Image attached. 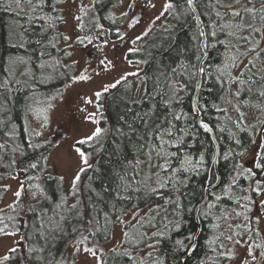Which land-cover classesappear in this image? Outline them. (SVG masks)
<instances>
[{
    "label": "trees",
    "instance_id": "16d2710c",
    "mask_svg": "<svg viewBox=\"0 0 264 264\" xmlns=\"http://www.w3.org/2000/svg\"><path fill=\"white\" fill-rule=\"evenodd\" d=\"M119 1L94 0L99 22L114 39L121 36L122 18L111 8ZM168 1L167 18L126 53L139 70L100 92L101 132L77 143L87 163L70 196L49 160L61 129L44 138L30 123L35 103L49 104L70 75L56 59L61 0H33L30 13L15 0H0V204L8 191L5 180L22 182L20 195L0 210V235L17 232L20 244L15 253L0 255V264H64L69 247L81 240L105 256L106 264H180L198 229L195 210L218 175L219 185L200 209L197 245L184 264H216L233 230H253L254 244L264 250V235L252 218L255 203L244 199L256 193L255 180L264 171L252 167L255 177L242 171V157L264 119V45L240 68L264 35V0H250L256 7L240 27L232 25L230 11H222V0H195L209 50L199 108L220 143L217 167L215 142L192 106L204 56L200 26L189 0ZM18 61L25 64V79L12 84ZM234 83L239 88L231 109L226 104ZM242 107L260 120L236 129L230 113L240 122ZM261 132L256 163L264 164V128ZM141 207L143 217L126 226L132 249L105 250L115 223ZM138 248L144 250L135 252Z\"/></svg>",
    "mask_w": 264,
    "mask_h": 264
},
{
    "label": "rangeland",
    "instance_id": "374dc122",
    "mask_svg": "<svg viewBox=\"0 0 264 264\" xmlns=\"http://www.w3.org/2000/svg\"><path fill=\"white\" fill-rule=\"evenodd\" d=\"M15 1L23 12L30 13L33 0ZM221 4L224 13L231 12L232 25L238 27L249 23L251 12L256 7L250 3V0H222ZM166 5H169L168 0H120L111 8L113 16L122 18L121 36L114 39L99 22L94 0H61L63 23L58 43V49L61 52L56 55V59L69 70L70 75L66 79L62 93L49 104L40 107L35 103L30 123L35 132L44 138L52 135L57 128L61 129L58 142L50 153L49 160L56 168L57 174L63 179L70 196L75 176L85 165V156L81 157L80 153L76 151L79 148L77 143L91 136L98 128L100 108L98 97L95 94L115 85L129 73L139 70L138 66L126 59V53L135 46L137 37L146 34L167 18L170 8L165 7ZM246 9H252V11H246ZM236 12L240 15L233 14ZM76 17L80 19L77 20ZM244 31L242 29V33ZM248 32L247 30L244 33L248 34ZM262 34L263 29L261 30ZM256 42L258 43L255 50L244 58L240 68L262 48L264 35ZM24 68L25 64L18 61L12 84H15L18 78L25 79ZM81 76L86 78L80 79ZM238 88L239 85L234 83L228 97L226 105L231 109H234L237 104ZM88 99H91L92 103H86ZM239 110L242 113L240 122L234 116L233 111L230 113V120L236 129L242 122L247 125L259 122L260 118L254 115L250 109L242 107ZM263 128L264 119L259 134L248 148L247 154L242 157V171H246L256 164L262 144L261 131ZM80 151L83 152L81 149ZM260 180H264V177L262 176ZM4 183L8 186V191L0 204V210L7 209L10 203L17 198L15 193L20 192L22 188L19 178L7 179ZM260 187L261 194L255 193L251 197L255 203L252 218L253 215L255 218L259 217L258 231L264 235V209H261L258 203V201L264 200V184H261ZM145 212L146 207H141L123 214L120 221L115 223L112 237L104 245V249H132L133 242L126 239L128 232L126 226L131 228L143 217ZM252 232L253 230H233L232 240L223 252L224 258L215 260L214 263L264 264V256H261V252L264 250L254 244ZM129 234L135 235L134 230H129ZM18 244H20L19 233L0 235V255L6 254L10 248ZM249 248H251V255ZM85 249L92 250V244L87 243L86 240L78 241L70 246L64 256V264H106L105 256L93 251L87 252ZM141 249H134V251L137 252ZM253 256L256 257L255 260L252 259Z\"/></svg>",
    "mask_w": 264,
    "mask_h": 264
},
{
    "label": "water",
    "instance_id": "95a60500",
    "mask_svg": "<svg viewBox=\"0 0 264 264\" xmlns=\"http://www.w3.org/2000/svg\"><path fill=\"white\" fill-rule=\"evenodd\" d=\"M189 4H190V6L192 7V9L194 10V12L196 14L197 21H198V24H199L200 30H201V35H202V47H203V50L205 52V55H204L203 59L201 60L200 66H199V74H198V78H197V82H196V86H195V92H194V95H193V109H194L195 113L197 114V120H198L199 126L205 132L209 133L211 135V137L213 138L214 142H215V145H216L215 163H216V167H217L218 163H219L220 153H221L220 143H219L217 135H216L214 129L211 127V125L209 123H205L204 122L201 110H200V108L198 106L200 91H201L202 83H203L204 63H205V61H206V59L208 57L206 27H205V24H204V21H203L201 15H200V13L198 11V8L196 6L195 0H189ZM219 182H220V178L218 179V181L214 185L210 186L208 189H212L213 187L217 186L219 184ZM208 198H209V195H208V191H207L204 200L197 206V208L195 210V214H196V218H197V222H198V229L196 231V234H195V237H194V242H193L188 254H186L182 258L183 260H182V262L180 264L184 263L185 258L193 252V250L195 249V247L197 245V239H198V237L200 235V232H201V229H202V226H201V223H200V219H199V217H200L199 216L200 215V209L203 206V204L205 202H207Z\"/></svg>",
    "mask_w": 264,
    "mask_h": 264
},
{
    "label": "snow or ice",
    "instance_id": "6c2138e0",
    "mask_svg": "<svg viewBox=\"0 0 264 264\" xmlns=\"http://www.w3.org/2000/svg\"><path fill=\"white\" fill-rule=\"evenodd\" d=\"M165 7H170V5H166ZM246 11H252V9H246ZM233 14H234V15H237V16L240 15V13H238V12L233 13ZM76 19L79 20L80 18H79V17H76ZM137 39H139V37H137ZM254 50H255V49H253V51H254ZM261 51H264V49H262ZM253 66H254V65H253ZM85 78H86V77H83V76L80 77V79H85ZM117 83H119V81H117ZM113 87H115V85H113ZM105 91H107V88H105ZM95 95H96L97 97H99V96L101 95V93L97 92ZM261 95H264V93H261ZM86 103H92L91 99L86 100ZM89 118H90V117H89ZM100 132H101V129H100V128H96V130L93 132V134H92L91 136H88V137L82 139L81 141H79V143L83 144V143H86V142L92 140L94 137L98 136V135L100 134ZM76 151L80 153L81 157L84 156V153L81 152L79 148H77ZM84 162L87 163L86 160H85ZM32 167H35V165H32ZM255 168H257V169H261V171H264V164H261V163L257 162V163L255 164ZM83 170H84V169H81L80 171H83ZM247 172L250 174L251 177H255V176L257 175L256 172L253 171L252 168H248V169H247ZM79 178H80V177H79V174H77V175L75 176V180H79ZM255 184L257 185V187H255V188L253 189V191H255V192L259 195V194H261V187H260V185H261V184H264V180L257 179V180H255ZM15 195H16V196H19V195H20V192L17 191V192L15 193ZM244 199H246V200H250L251 198L245 196ZM258 203H259V205H260V208H261V209H264V200L258 201ZM237 215H240V213H237ZM245 219H247V217H245ZM256 220H257V222H259V217H257ZM3 231H4L3 229H0V232H3ZM5 234H6V235H15V233H5ZM228 239H231V237H228ZM9 251L12 252V253H15V252L17 251V249H16V248H10ZM85 251H87V252H92L91 249H85ZM92 254L95 255V253H92ZM249 254L251 255V248H249ZM261 256H264V252H261ZM3 259H4V260H7V259H9V257L6 255V256L3 257ZM252 259L255 260L256 257L253 256Z\"/></svg>",
    "mask_w": 264,
    "mask_h": 264
},
{
    "label": "bare ground",
    "instance_id": "6f19581e",
    "mask_svg": "<svg viewBox=\"0 0 264 264\" xmlns=\"http://www.w3.org/2000/svg\"><path fill=\"white\" fill-rule=\"evenodd\" d=\"M200 32H201V30H200ZM201 37H202V35H201ZM201 46H202V40H201ZM207 46H208V44H207ZM202 49H203V47H202ZM203 51H204V50H203ZM208 53H209V50H208ZM204 55H205V52H204ZM203 57H204V56H203ZM207 58H208V57H207ZM202 59H203V58H202ZM206 60H207V59H206ZM205 62H206V61H205ZM204 64H205V63H204ZM199 66H200V65H199ZM198 74H199V72H198ZM192 106H193V98H192ZM198 106H199V104H198ZM193 110H194V109H193ZM200 110H201V109H200ZM194 112H195V111H194ZM201 113H202V111H201ZM219 178H221L220 175H218V179H219ZM218 179H217V181H218ZM217 181H216V182H217ZM216 182H215V183H216ZM215 183H214V184H215ZM219 183H220V182H219ZM214 184H212V185H214ZM212 185H210V186H212ZM218 185H219V184H218ZM218 185H217V186H218ZM210 186H208V187L206 188V192L208 191V195H209V191H210V190H213L214 188L217 187V186H215V187H213L212 189H208ZM205 196H206V194H205ZM203 200H204V199H203ZM207 201H208V200H207ZM205 203H206V202H205ZM199 216H200V215H199ZM196 219H197V218H196ZM199 219H200V217H199ZM200 223H201V226H202L201 219H200ZM194 237H195V236H194ZM191 246H192V245H191ZM190 248H191V247H190ZM189 250H190V249H189ZM188 252H189V251H188ZM188 252H187V254H188ZM185 255H186V254H185ZM185 255H184V256H185ZM184 256H183V257H184ZM188 256H189V255H188ZM188 256H187V257H188ZM183 257H182V258H183ZM187 257H186V258H187ZM186 258H185V259H186ZM182 260H183V259H182ZM182 260H181V262H182ZM184 261H185V260H184ZM183 264H184V263H183Z\"/></svg>",
    "mask_w": 264,
    "mask_h": 264
},
{
    "label": "flooded vegetation",
    "instance_id": "af4514ba",
    "mask_svg": "<svg viewBox=\"0 0 264 264\" xmlns=\"http://www.w3.org/2000/svg\"><path fill=\"white\" fill-rule=\"evenodd\" d=\"M106 28V27H105ZM107 29V28H106ZM108 30V29H107Z\"/></svg>",
    "mask_w": 264,
    "mask_h": 264
}]
</instances>
